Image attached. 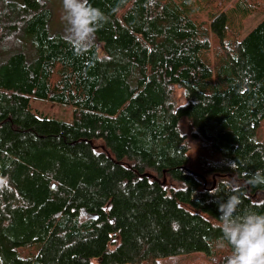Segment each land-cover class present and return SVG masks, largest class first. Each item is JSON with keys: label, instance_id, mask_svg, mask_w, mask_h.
<instances>
[{"label": "trees", "instance_id": "obj_1", "mask_svg": "<svg viewBox=\"0 0 264 264\" xmlns=\"http://www.w3.org/2000/svg\"><path fill=\"white\" fill-rule=\"evenodd\" d=\"M89 2L107 19L77 54L46 0H0V264H224L208 191L264 212V17L241 30L264 0Z\"/></svg>", "mask_w": 264, "mask_h": 264}, {"label": "clouds", "instance_id": "obj_2", "mask_svg": "<svg viewBox=\"0 0 264 264\" xmlns=\"http://www.w3.org/2000/svg\"><path fill=\"white\" fill-rule=\"evenodd\" d=\"M62 6L69 40L77 54L86 51L97 28L107 19L105 14L89 0H62ZM6 183L0 178V189ZM249 183L264 184V170L253 173ZM221 185L222 189L216 185L208 191V195L216 198L218 192H224V198L214 201L221 243L227 242L231 248L224 264H264V212L253 207L241 208L242 201L235 194L236 188L231 177L222 179Z\"/></svg>", "mask_w": 264, "mask_h": 264}, {"label": "rangeland", "instance_id": "obj_3", "mask_svg": "<svg viewBox=\"0 0 264 264\" xmlns=\"http://www.w3.org/2000/svg\"><path fill=\"white\" fill-rule=\"evenodd\" d=\"M199 0L200 7H202L203 11L198 13L202 20H207V16L209 11H211V0ZM224 2L225 9L230 8L236 0H212L213 4L217 2ZM258 0H255L257 3ZM46 2L52 8V18L49 23V30L52 33H62L68 36L67 28L68 25L66 21L63 19L64 10L62 6V0H46ZM204 2V3H202ZM255 5V3H253ZM207 7V8H206ZM211 7V9H210ZM264 15L262 11H255L249 14L245 19H241V30L242 33L249 30L259 21L260 17ZM245 34V33H244ZM175 97L178 104L182 105L186 102L183 97V92L181 89H175ZM30 106L33 112L37 113L40 116H45L47 118H52L64 122L71 121V109L63 104L55 103L47 100H42L38 98L31 97ZM259 134L264 137V121L260 126ZM159 264H209V262L203 258L199 253H194L190 255H178L172 257H166L159 260Z\"/></svg>", "mask_w": 264, "mask_h": 264}, {"label": "crops", "instance_id": "obj_4", "mask_svg": "<svg viewBox=\"0 0 264 264\" xmlns=\"http://www.w3.org/2000/svg\"><path fill=\"white\" fill-rule=\"evenodd\" d=\"M263 17H264V15L260 17V19H259V21L256 23V25L262 20ZM253 27H254V26H253ZM253 27H252V28H253ZM252 28H250L249 30L245 31L244 33H247V32L250 31Z\"/></svg>", "mask_w": 264, "mask_h": 264}]
</instances>
